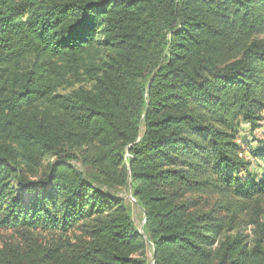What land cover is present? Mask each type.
Returning <instances> with one entry per match:
<instances>
[{
    "label": "trees",
    "instance_id": "obj_1",
    "mask_svg": "<svg viewBox=\"0 0 264 264\" xmlns=\"http://www.w3.org/2000/svg\"><path fill=\"white\" fill-rule=\"evenodd\" d=\"M259 159L264 0H0V264H264Z\"/></svg>",
    "mask_w": 264,
    "mask_h": 264
},
{
    "label": "rangeland",
    "instance_id": "obj_2",
    "mask_svg": "<svg viewBox=\"0 0 264 264\" xmlns=\"http://www.w3.org/2000/svg\"><path fill=\"white\" fill-rule=\"evenodd\" d=\"M238 142L240 145L244 148L256 149V147L259 145L257 142H254L252 140L251 135L246 132V130L243 128L242 130H239L238 132ZM252 170L254 171V174L260 175L264 171V160L259 159L258 161H254L252 165ZM121 196H124L125 199L128 202V205L130 207V212L132 219L138 229V231H143L144 226V213L143 210L138 206L137 202L132 198V196L128 193H122Z\"/></svg>",
    "mask_w": 264,
    "mask_h": 264
}]
</instances>
